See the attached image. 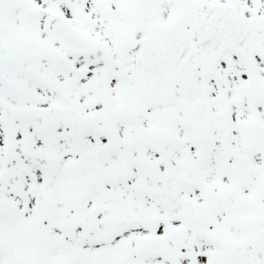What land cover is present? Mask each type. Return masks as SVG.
I'll return each mask as SVG.
<instances>
[{
  "label": "snow or ice",
  "instance_id": "snow-or-ice-1",
  "mask_svg": "<svg viewBox=\"0 0 264 264\" xmlns=\"http://www.w3.org/2000/svg\"><path fill=\"white\" fill-rule=\"evenodd\" d=\"M0 264H264V0H0Z\"/></svg>",
  "mask_w": 264,
  "mask_h": 264
}]
</instances>
